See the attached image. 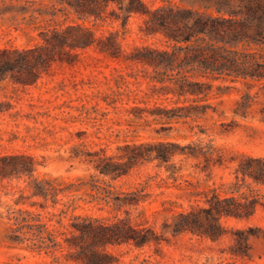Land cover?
Returning <instances> with one entry per match:
<instances>
[{
  "label": "rangeland",
  "instance_id": "obj_1",
  "mask_svg": "<svg viewBox=\"0 0 264 264\" xmlns=\"http://www.w3.org/2000/svg\"><path fill=\"white\" fill-rule=\"evenodd\" d=\"M169 1L228 17L230 9L245 12L249 0ZM74 22L83 23L57 0H0V51L28 48L46 27L60 30ZM131 38L118 36L127 50ZM244 48L264 54V43L238 45ZM76 54L72 63L55 57L36 86L14 83L11 73L0 78V159L31 157L37 168L31 176L0 180V264H72L61 258V226L54 222L32 226L34 221L20 211L37 213L31 196L36 182L44 180L57 188L69 187L65 193L81 207L91 202L92 185L121 192L144 187L150 194L143 206L148 219L165 205L179 210L190 205L205 208L207 189L233 197L240 209L213 211L218 217L214 235L175 232L174 225L164 227L160 215L157 241L140 249L123 247L120 264H264V84L251 89L236 85L239 92L211 94L206 103L215 111L206 117L167 121L137 109H151L158 99L146 94L143 80L127 83L130 69L124 64L96 48ZM245 93L251 99L243 107ZM160 129L165 131L156 133ZM82 131H86L87 150L105 148L107 156L118 155L117 147L126 143L163 141L192 146L196 157L177 162L180 173L157 161H135L125 176L112 181L98 176L86 161L57 159L71 154L70 149L80 142L72 136ZM192 194L197 196L191 198ZM201 215L206 214L201 211Z\"/></svg>",
  "mask_w": 264,
  "mask_h": 264
},
{
  "label": "trees",
  "instance_id": "obj_2",
  "mask_svg": "<svg viewBox=\"0 0 264 264\" xmlns=\"http://www.w3.org/2000/svg\"><path fill=\"white\" fill-rule=\"evenodd\" d=\"M57 2L83 23L74 22L75 25L60 30L46 27L39 32V40L28 48L0 51V78L11 73L14 83L36 86L42 72L57 60L55 57L60 62L72 63L76 52L96 48L105 57L130 69L127 83L143 80L146 94L158 99L153 108L138 110H148L151 116L161 120L184 119V122L215 111L206 103L211 94L239 92L236 85L251 89L264 84V54L238 49L240 43L246 47L264 43V0H249L244 4L245 12L230 9L228 17L181 7L169 0H160V3L152 0ZM119 34L132 35L128 50L123 48ZM241 98L242 106H248L250 94L245 93ZM162 131L165 129L156 133ZM72 137L79 144L70 149L69 156L61 154L57 159L86 161L98 176L112 181L125 176L135 161H157L180 173L177 162L188 156L196 157L192 146L163 141L126 143L117 147L118 155L107 156L105 148L87 150L86 131ZM35 163L31 157L1 158L0 180L18 174L31 176L37 169ZM67 189L55 187L50 180L36 182L31 196L36 200L31 206L37 213L20 211H26L34 221L32 226L45 227L48 222L61 226V258L72 264H120L123 247L140 249L157 241L156 221L160 215H163L164 227L174 225L175 232L214 235L218 217L213 216V211L233 212L241 206L233 197L224 198L219 192L207 189L204 190L205 208L190 205L179 210L163 204L164 208L152 211L148 219L143 206L149 203L150 194L144 187L121 192L110 186L92 185L95 192L89 194L92 200L86 207L77 205L65 193ZM194 196L197 194L190 197ZM185 199L189 198H182ZM193 199L189 201L196 203ZM201 211L206 214L204 217Z\"/></svg>",
  "mask_w": 264,
  "mask_h": 264
}]
</instances>
